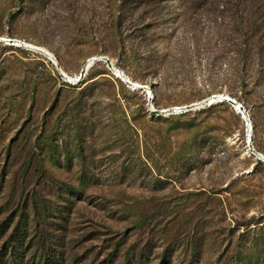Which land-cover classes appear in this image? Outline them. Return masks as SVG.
I'll return each mask as SVG.
<instances>
[{
	"label": "rangeland",
	"instance_id": "obj_1",
	"mask_svg": "<svg viewBox=\"0 0 264 264\" xmlns=\"http://www.w3.org/2000/svg\"><path fill=\"white\" fill-rule=\"evenodd\" d=\"M212 2L0 0V38L16 40H0V233L24 189L30 264L38 247L52 264H224L232 230L264 215V104L242 85L238 13ZM52 55L68 75L108 62L72 86ZM216 94L245 114L151 109Z\"/></svg>",
	"mask_w": 264,
	"mask_h": 264
},
{
	"label": "trees",
	"instance_id": "obj_2",
	"mask_svg": "<svg viewBox=\"0 0 264 264\" xmlns=\"http://www.w3.org/2000/svg\"><path fill=\"white\" fill-rule=\"evenodd\" d=\"M212 1L220 12L232 11L238 13L236 17L233 16L235 24L232 26L231 31L236 34V39H234L232 46L241 63L245 66L250 65L252 67V75L250 77L247 75L243 77L242 85L247 86L250 83L253 84L255 92H258L264 104V19L260 17L255 18L253 16L254 10H258V12L264 10V0ZM82 82H84V80ZM68 84L72 86L79 85ZM224 104V101L221 103H211L198 112L216 109ZM190 114H192V112L171 114V116H185ZM152 120L156 119L152 118ZM231 126L232 125L228 123L225 125L226 133H232L233 130ZM134 127L138 128L135 124ZM30 199L29 194L25 195L24 189H22L18 200L17 213L6 219L5 228L2 229V233H0V264H30V261L27 259L28 251L31 247H29L27 238L29 237L28 230L30 218L32 214H35V202L31 199L30 203ZM140 220V217H137V221H135L136 224H138V222L141 224L142 221ZM240 225L244 227V230L238 234L236 241L230 240V245L227 248V251L232 248L230 255L227 257L226 255L221 256V259L223 258L225 260L224 264L227 262V264H264V215L240 223L236 230H232V233L238 232L241 228ZM1 240L3 241L1 242ZM38 248L41 251L40 257H38L39 255L36 257L40 258V261H36L37 263L52 264L53 261L55 262L56 259L54 255L46 251L45 247ZM193 254H197V251L194 250ZM164 257H166V260H169L168 264H170L171 258L168 257L167 254H164Z\"/></svg>",
	"mask_w": 264,
	"mask_h": 264
},
{
	"label": "built area",
	"instance_id": "obj_3",
	"mask_svg": "<svg viewBox=\"0 0 264 264\" xmlns=\"http://www.w3.org/2000/svg\"><path fill=\"white\" fill-rule=\"evenodd\" d=\"M11 39L12 38H10V39H5V41H8V42H12L11 41ZM14 42V41H13ZM102 56H93V57H91L90 59H88V61H92L93 63H92V65L93 64H95V63H97V62H99V61H101L100 60V58H101ZM102 60H104V59H102ZM87 61V62H88ZM114 68V67H113ZM112 68V69H113ZM87 72H88V70H87ZM87 72L85 73V74H82L81 73V70H80V72L79 73H77V74H75V75H68V74H66V73H63V74H61L62 75V78H63V80L64 81H66V82H68V83H71V84H80L86 77H87ZM121 72L122 73H124L125 74V72L124 71H122L121 70ZM130 85H132V84H130ZM133 87L134 86H136V85H132ZM136 88H141V89H143L144 91H145V93H146V97H147V100H148V102L149 103H152V100H153V95H152V90H151V88L150 87H148L147 85H138ZM209 98H216V99H223V100H226V101H228L229 102V100L227 99V98H230V97H223L222 95H213V96H211V97H209ZM209 98H207V99H209ZM230 99H232V98H230ZM206 100V99H205ZM232 100H234L235 101V103L237 104V106H235L238 110H239V108H244V106L241 104V103H239L236 99H232ZM212 101H214V99H212ZM212 101H210L209 103H211ZM207 104V103H206ZM239 107V108H238ZM151 109H154L153 108V106H152V104H151ZM245 109V108H244ZM165 112L164 113H162V114H164V115H171V114H181V113H184V112H187L188 111V109H187V105L186 106H175V107H170V108H167V109H165L164 110ZM250 140V139H249ZM247 144H248V147L249 148H252V146H251V144H250V141H248L247 142ZM259 156H262V155H259Z\"/></svg>",
	"mask_w": 264,
	"mask_h": 264
},
{
	"label": "water",
	"instance_id": "obj_4",
	"mask_svg": "<svg viewBox=\"0 0 264 264\" xmlns=\"http://www.w3.org/2000/svg\"><path fill=\"white\" fill-rule=\"evenodd\" d=\"M0 40H5V39H1L0 38ZM12 42H13V40H11ZM41 51V50H40ZM52 57H54V59H55V65L58 67V69H59V72L61 73V74H63V73H65V72H63V70L59 67V62H58V60L55 58V56L54 55H52ZM51 59V58H50ZM102 59H104L105 61H107L108 62V59L107 58H103V57H101L100 58V60H102ZM53 60V59H52ZM93 63V62H92ZM92 63H91V65H92ZM111 64V63H110ZM89 63H87V64H85L83 67H82V69H81V73L82 74H85L86 72H87V70L90 68V66H91ZM112 66V65H111ZM113 68V67H112ZM124 74V73H123ZM124 80V79H123ZM125 81H126V83H128V84H131V82L129 81V80H126L125 79ZM212 99H214V98H209V99H206V100H203V101H201V102H198V103H195V104H190V105H187V109H188V111L189 110H193V109H196V108H198V107H200V106H203L204 104H206V103H209L210 101H212ZM228 100H229V102L233 105V106H237V104L235 103V101L234 100H232V99H230V98H227ZM213 102V101H212ZM211 102V103H212ZM239 108V107H238ZM239 110L243 113V114H245V109L244 108H239ZM152 112H154V113H157V114H162V113H164L165 111L164 110H157V109H152ZM263 159H264V156H261Z\"/></svg>",
	"mask_w": 264,
	"mask_h": 264
},
{
	"label": "bare ground",
	"instance_id": "obj_5",
	"mask_svg": "<svg viewBox=\"0 0 264 264\" xmlns=\"http://www.w3.org/2000/svg\"><path fill=\"white\" fill-rule=\"evenodd\" d=\"M8 40V39H7ZM14 41H16V40H14ZM91 63H92V61H91ZM91 63H90V65H91ZM216 95H218V94H216ZM220 95V94H219ZM216 101H218V99H216V98H214V101L212 102V103H214V102H216ZM208 104H211V103H208Z\"/></svg>",
	"mask_w": 264,
	"mask_h": 264
}]
</instances>
